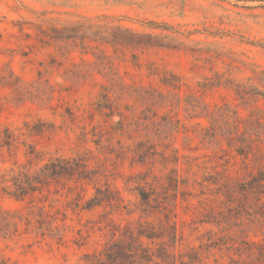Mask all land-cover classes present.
Instances as JSON below:
<instances>
[{
  "label": "rangeland",
  "instance_id": "1",
  "mask_svg": "<svg viewBox=\"0 0 264 264\" xmlns=\"http://www.w3.org/2000/svg\"><path fill=\"white\" fill-rule=\"evenodd\" d=\"M104 14L136 31L169 34L177 45L140 53V68L118 67L130 85L123 98L130 111L98 105L109 81L84 49L37 36L40 19L67 26ZM10 70L42 81L47 100L0 87V127L41 128L23 137L88 166L82 177L21 199L0 187V261L109 264L105 247L119 241L137 247L132 264H264V187L239 186L243 157L208 137L203 116L222 107L233 122L250 113L264 120V0H0V72ZM237 84L249 88L240 94ZM140 89L157 105L142 103ZM118 113L148 119L152 152L141 153L144 132H123L118 122L127 118ZM24 153L21 146L12 156L27 163ZM226 171L232 178L224 186Z\"/></svg>",
  "mask_w": 264,
  "mask_h": 264
},
{
  "label": "trees",
  "instance_id": "2",
  "mask_svg": "<svg viewBox=\"0 0 264 264\" xmlns=\"http://www.w3.org/2000/svg\"><path fill=\"white\" fill-rule=\"evenodd\" d=\"M40 20L44 24L39 27L37 36L44 45L51 46L53 42L72 41L75 47L84 49L85 54L92 56V60L87 61L84 59V61L89 62L94 70L103 73L109 81V85L103 87L102 100L99 101L98 105L112 112L123 107L128 111L133 108L132 105H127L123 101L127 94H131L128 92L130 85L120 76L118 67L128 65L131 62L132 65L140 68L142 63L138 57L140 53H144L150 48H177L169 34L162 35L161 33L136 31L121 24L118 17L114 15L104 14L95 17H83L67 26L54 23L52 18ZM149 24L154 29L162 26L164 30L174 32L171 25H159L155 22ZM62 56H65V53H62ZM9 79H12L11 83L7 81ZM4 86L11 88L18 98L30 95L42 102L47 100L42 95V81H25L12 70L8 71V74L0 72V87ZM248 88L246 85L237 84L235 91L241 94ZM140 90L143 93H141L142 103L157 105L154 94H148L144 89ZM38 92L39 94L36 95ZM112 95H114V98ZM118 115L120 117L124 116L121 113H118ZM257 115V113L256 115L250 113L246 118L237 116L238 120L233 122L231 121L233 115L229 114L227 108H208L203 114L210 123L208 127H204L209 133L208 137L212 140L224 139L233 152L243 157V161L248 168L245 174L246 177L239 185L241 187H264V120ZM126 118L127 121L121 118L118 122L121 124L123 132L133 134L132 128H135V126L140 127L139 130L145 134L144 140L140 142L142 144L141 153L148 154V152H152V130L149 124L143 125L148 119L145 118V121H142L144 123H139L134 117ZM39 123L42 124L41 121ZM25 128L27 134L24 131L17 132L10 127H0V187L9 190L7 191L8 194L21 199L30 190L35 192L36 190H42V187H51L52 183L59 184L66 177L70 178L76 175L82 177L83 175L80 172L87 171L88 161L81 156H49V151L38 148L37 144L30 143L23 136L33 137L35 134L39 135L42 129L34 128L28 123L25 124ZM170 131H166L168 136ZM21 146L25 149L24 154L27 157V163L20 162L12 156L15 154V150ZM46 156L48 157L46 158ZM34 159L40 160L35 167L33 166ZM224 175L225 180L222 184L225 186L232 176L227 171ZM12 187L14 189H11ZM0 213H3V211H0ZM138 249L143 251V255L149 251L145 247ZM135 250H137V247L134 243L124 244L113 241L105 247L104 254L107 256L109 264H121L120 260H113V255H116L119 259H124L122 264L127 262L132 264V262L137 263L133 260ZM125 257L128 260L125 261ZM0 264L6 263L1 260Z\"/></svg>",
  "mask_w": 264,
  "mask_h": 264
}]
</instances>
